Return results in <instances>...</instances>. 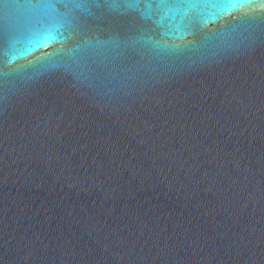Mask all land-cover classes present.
Here are the masks:
<instances>
[{
	"label": "water",
	"instance_id": "water-1",
	"mask_svg": "<svg viewBox=\"0 0 264 264\" xmlns=\"http://www.w3.org/2000/svg\"><path fill=\"white\" fill-rule=\"evenodd\" d=\"M82 2L0 0V264H264V25Z\"/></svg>",
	"mask_w": 264,
	"mask_h": 264
},
{
	"label": "snow or ice",
	"instance_id": "snow-or-ice-1",
	"mask_svg": "<svg viewBox=\"0 0 264 264\" xmlns=\"http://www.w3.org/2000/svg\"><path fill=\"white\" fill-rule=\"evenodd\" d=\"M145 3L155 4L157 9L166 6L165 0H144ZM211 3L213 10L217 16H224L225 14H232L233 20L242 24H247L258 19L264 25V14L257 16V6L264 9V0H208ZM59 5L60 7H57ZM37 7L46 10L45 18L37 24L35 29L29 34L28 45L37 46L41 42H49L56 40L63 36L61 29L67 30L76 24V11L84 9L85 5L82 0H47V2L40 3L37 0ZM151 18V11L147 13ZM157 23H161L157 21ZM192 21L188 22L187 26H191ZM58 52L59 50H53ZM51 56L52 53H48Z\"/></svg>",
	"mask_w": 264,
	"mask_h": 264
}]
</instances>
